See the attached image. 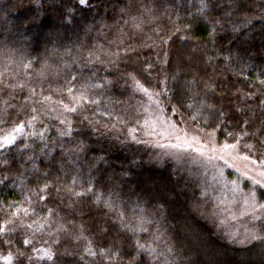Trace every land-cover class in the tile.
Returning a JSON list of instances; mask_svg holds the SVG:
<instances>
[{"label":"trees","instance_id":"16d2710c","mask_svg":"<svg viewBox=\"0 0 264 264\" xmlns=\"http://www.w3.org/2000/svg\"><path fill=\"white\" fill-rule=\"evenodd\" d=\"M262 82L264 0H0V264H264V188L147 133L264 168Z\"/></svg>","mask_w":264,"mask_h":264},{"label":"rangeland","instance_id":"374dc122","mask_svg":"<svg viewBox=\"0 0 264 264\" xmlns=\"http://www.w3.org/2000/svg\"><path fill=\"white\" fill-rule=\"evenodd\" d=\"M154 135L153 143L157 148L172 155L188 154L197 158L198 161L204 163L203 170H212L217 168L221 170L234 171L240 178V180L246 181L249 179L255 183L256 180H260L261 184H264V177H261L260 173L264 172V168L258 165L254 161L244 159L243 156L238 154V149L220 147L216 144L215 136L213 134H201L197 131H178L172 124L166 121L152 122L148 132ZM240 185L234 186V192L236 194ZM264 188V187H262Z\"/></svg>","mask_w":264,"mask_h":264},{"label":"snow or ice","instance_id":"6c2138e0","mask_svg":"<svg viewBox=\"0 0 264 264\" xmlns=\"http://www.w3.org/2000/svg\"><path fill=\"white\" fill-rule=\"evenodd\" d=\"M88 0H79V3L81 5H87ZM264 83V82H262ZM145 92H147V89H144ZM68 111L72 112L75 111V108H68ZM35 119V117H33ZM3 123H7L4 121ZM30 124V122H29ZM24 125L18 124L13 126L10 130H4L0 128V132L3 134L0 135V148H10L11 146L15 145L17 142L18 137L23 133ZM225 148H235V145H225ZM248 147H251L250 145ZM244 159H248V157H244ZM261 177H264V172L260 173ZM255 183L259 184L261 187H264V184H261L260 180H256ZM254 196V194H253ZM261 207H264V205H261ZM25 215H27V210H24ZM4 228L0 227V232H3ZM24 243H29V241H25ZM48 258L51 259V254L48 252L44 253V256L41 257V259ZM4 259L7 261V264H11L12 262V255L9 254L8 256L4 257Z\"/></svg>","mask_w":264,"mask_h":264}]
</instances>
